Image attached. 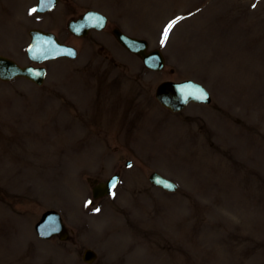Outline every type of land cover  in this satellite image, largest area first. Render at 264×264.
<instances>
[{
    "label": "rangeland",
    "instance_id": "rangeland-1",
    "mask_svg": "<svg viewBox=\"0 0 264 264\" xmlns=\"http://www.w3.org/2000/svg\"><path fill=\"white\" fill-rule=\"evenodd\" d=\"M35 4L0 0V55L29 64L37 28L78 56L44 64L42 86L0 81V264H85L87 248L93 264H264V0H60L43 16ZM89 9L105 30L71 35ZM117 25L160 49L164 70L123 49ZM188 79L211 104L162 109L156 86ZM153 171L178 191L152 187ZM116 172L114 194L93 201L88 179ZM49 209L67 241L36 236Z\"/></svg>",
    "mask_w": 264,
    "mask_h": 264
},
{
    "label": "water",
    "instance_id": "water-1",
    "mask_svg": "<svg viewBox=\"0 0 264 264\" xmlns=\"http://www.w3.org/2000/svg\"><path fill=\"white\" fill-rule=\"evenodd\" d=\"M57 3L58 0H37L36 13L43 14L49 12L54 9ZM105 24V17L97 12L89 11L81 19L70 22L68 29L77 36H85L90 29L101 30ZM113 34L122 46L139 55L147 68L157 71L163 68L164 61L161 54L159 51L147 53V43L145 41L129 38L118 29H114ZM29 35L31 42L27 48V56L32 62L41 64L58 58L76 57V51L73 48L61 44L51 33L33 29L29 32ZM45 73L44 68L20 67L12 60L0 57V80L2 81H10L23 77L37 85H41ZM201 90L207 94L206 98H201ZM156 98L164 107L170 109L172 112L182 110L189 102H210L208 92L201 85L192 81L181 83L163 82L156 89ZM118 179V176H114L105 183H96L93 189L94 199L110 194L118 183ZM149 181L153 185L165 190H176V186L172 182L165 180L157 173H152ZM168 185L171 187H168ZM35 231L41 239H50L56 235H59L62 240L67 238L60 215L52 210L43 213L41 219L35 225ZM96 258V253L89 249L85 250L82 254V259L85 263H93Z\"/></svg>",
    "mask_w": 264,
    "mask_h": 264
},
{
    "label": "snow or ice",
    "instance_id": "snow-or-ice-1",
    "mask_svg": "<svg viewBox=\"0 0 264 264\" xmlns=\"http://www.w3.org/2000/svg\"><path fill=\"white\" fill-rule=\"evenodd\" d=\"M37 9H31L29 14L31 15L33 12H36ZM179 19V18H178ZM175 24V21H172L170 22L164 29V33L162 35V38H161V44L163 45L165 39L168 37V33H169V30L172 28V26ZM201 98H206L207 94L206 93H203V90H201ZM168 187H171L170 185H168Z\"/></svg>",
    "mask_w": 264,
    "mask_h": 264
}]
</instances>
